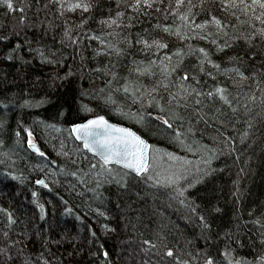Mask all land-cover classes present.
<instances>
[{
  "label": "trees",
  "instance_id": "16d2710c",
  "mask_svg": "<svg viewBox=\"0 0 264 264\" xmlns=\"http://www.w3.org/2000/svg\"><path fill=\"white\" fill-rule=\"evenodd\" d=\"M13 2L23 10L0 6V36L7 37L0 41V210H7L0 211V264H177L165 255L169 247L189 264H203L200 249L205 258L211 255L214 261L228 264L221 255L228 250L226 245L233 257L253 260L264 253L259 240L264 233V36L248 23L251 10L245 15L240 8L223 10L220 0H183L173 13L174 0H154L147 13H133L123 0L119 5L116 0H90L93 9L82 14L89 19L77 28L81 15L62 16L56 0ZM189 7L191 23L210 19L211 12L230 26L218 32L211 25H186L177 17ZM116 11L124 15L115 18ZM260 11L257 8L256 14ZM109 15L116 19L114 24L98 22ZM65 16H71L70 25ZM157 23L171 26V31L153 27ZM69 26L72 35L79 32L86 37L85 29L93 35L102 33L106 44L87 38L71 44L63 37V29ZM137 34L167 47L146 51L135 43ZM225 42L228 47L217 48ZM109 44L115 48H107ZM100 47L106 50L98 52ZM199 48L206 49L219 70L207 63L205 71L199 70ZM176 49L182 50V58L175 57ZM153 57H172L170 63L179 65L165 82L167 88L157 84L159 67L150 69L151 74L134 71ZM184 71L199 81L189 80L185 87L194 85L199 91H211L217 84L226 87L235 111L218 97H204L201 105L187 108L166 103L169 93L175 95L181 88L173 77ZM126 79L134 82L129 87L140 92H125ZM109 96L110 102L104 99ZM153 98L171 113H161ZM198 108L202 120L193 115ZM173 113L177 117L173 129L157 119ZM137 114L144 115L142 122ZM96 115L146 139L151 144L150 162L153 153L158 156L156 172L178 163L165 155L173 153L188 161L187 180L199 179L201 184L183 189L180 196L175 185L160 191L147 177L132 176L118 167H111L112 173L104 171L105 166L71 135L72 124ZM25 128L44 155L28 148ZM172 131H179L180 139L194 150L182 147L170 135ZM125 172L128 176L121 186L117 180ZM38 178L47 180L48 187H37ZM37 205H43V217ZM8 213L13 218L10 224ZM201 215L209 228L199 223ZM257 220L261 223H254ZM88 227L92 231L85 232Z\"/></svg>",
  "mask_w": 264,
  "mask_h": 264
},
{
  "label": "snow or ice",
  "instance_id": "6c2138e0",
  "mask_svg": "<svg viewBox=\"0 0 264 264\" xmlns=\"http://www.w3.org/2000/svg\"><path fill=\"white\" fill-rule=\"evenodd\" d=\"M126 7L131 9L133 13H137L139 11H144L147 13V10L153 6L154 0H131L130 3L127 2V0H123ZM117 5L121 3V0H116ZM183 0H174L175 6L172 7V12L176 13L180 6L182 5ZM0 6L5 7L8 11H22L23 8L21 7H14L13 0H0ZM94 3L90 2V0H56V8L58 12L64 16L65 13H72L76 14L79 13L81 15V18L79 19V22L75 27L79 28L83 25H85L89 19V17L83 16L82 14L85 12H90L91 9H93ZM167 7V6H166ZM220 7L227 11L229 8H240L245 15L251 10L252 16L248 20V23L251 24L253 27H256L257 32L264 36V28L258 27V24H264V0H220ZM259 8L261 11L259 14H256V9ZM191 12V7L186 9L184 12L179 13L178 19L185 21L186 25L191 23L189 20V13ZM235 15V13H233ZM124 13L122 11H116L114 14L115 18H120L123 16ZM210 16V19L202 20L200 23H191V26L193 28H204L206 25L213 26L216 31H220L221 29L228 27L230 25H227L225 22L222 21L221 18L217 17L216 15H213L211 12L208 13ZM112 15H109L106 19L102 18L99 23H104L106 25H111L116 22V19ZM21 21L24 20V17H20ZM237 19H239V16H237ZM131 20L132 17L129 16V27H131ZM71 16H65V23L70 25ZM253 21L258 22L257 24H253ZM234 27V25H231ZM153 27H160L165 32L171 31V26L169 25H161L157 23ZM179 25H176V28L179 29ZM147 31V30H145ZM86 37L81 36L79 32L76 33V35H72V27H65L63 29V37L64 39H67L70 41L71 44H76L77 40H83L85 38L89 40H98L99 44L101 46H104L106 44L105 40L101 38L103 35L102 33L100 35H93L89 30L85 29ZM179 34V33H177ZM226 35V33H224ZM257 33L254 32L253 35H256ZM208 35H211L209 33ZM180 39H184V35H179ZM203 39H207L208 36L202 37ZM7 37L0 36V41L6 40ZM251 39V37H249ZM130 42V41H129ZM136 44L142 45L144 50H148L149 48L154 47L156 51H159L160 49L166 48L167 45L161 42L160 40H148L143 37H141L139 34H137V39L135 41ZM213 44H216V41H212ZM66 47L68 45H65ZM220 47H228V44L225 42L223 45H217V48ZM107 48H115L114 45H107ZM105 47H100L98 49V52L105 51ZM117 53H122L123 50L121 49H115ZM192 51L191 49L189 50ZM198 51L200 54V62H199V70L205 71L204 65L205 63L212 65V68L214 70H219V65L215 64L211 59L208 58V53L206 49L199 48ZM111 55L112 53L109 51L108 53ZM182 50L176 49L175 57L180 59L182 58ZM8 59L12 58L11 51L7 55ZM172 57H161L160 60H157L155 57H153L152 61L149 62L146 66L140 67L137 66L134 71L136 73H145V74H151L150 69H152L154 66L159 67L160 70V80L157 81L158 85H161L165 88H167L169 85L165 83L168 80V77L172 75L174 71H176L179 67V65H172L170 63ZM165 60H168V63H164ZM143 63V62H141ZM100 69H97L99 71ZM234 71L239 75L242 79H247V77L244 76V73L241 72L239 69H234ZM209 75L211 73H208ZM112 75L115 76V73H112ZM255 75V73H253ZM177 83L181 85V88L176 94L169 93L167 97L166 103H173L175 102L177 104V107H184L187 108L190 104H196L201 105L203 102V98L207 97L209 100L213 99L214 97H218L219 101L222 102L224 105H226L229 109H232L235 111L231 100L229 98L228 89L226 87H223L219 84H217L211 91H199L194 85H188L185 87L186 84H188V81H194L195 83H199V81L196 80L194 76H189L187 71L182 72L181 74L173 77ZM133 81H130L128 79L125 80V85L122 86L123 90L125 92L134 91V92H140V89L138 87H129L130 84H133ZM189 88L191 90H189ZM152 92L156 91V88L151 89ZM175 91V90H174ZM141 95H144V93H140ZM150 94V93H149ZM106 101L110 102L111 97H105ZM181 100L184 101L183 104H181ZM154 107L160 109L161 113H165L166 111L168 113H171V109H166L164 106H162L161 100H156L153 98ZM198 112H202V108H198L193 112V115L196 116L197 120H202L204 117L203 115H197ZM138 115V122H142L144 120V115ZM149 118L152 117V113L147 114ZM177 117L175 114H171L170 116L166 117L165 115H161L157 117V119L162 121V124L167 126L168 129H173L174 125L172 121H174ZM51 127V126H50ZM71 133L75 135L77 140H81L83 142V147L88 149L89 152L94 153V155L98 156L100 161L102 162V165L104 167V171L108 173H112V168L110 167L111 164L121 165L124 169L130 170L132 173H135L136 177H140L141 174L147 177V180L152 181L154 176L152 174L153 169H156L158 166L154 161L158 159V156L153 153L151 160L153 162H150L149 157V151L151 148V145L148 144V142L143 139L140 135H138L135 131H133L130 128L122 127L113 123H110L108 120L105 119L102 115H96L92 118L87 119L86 121L82 123H75L70 126ZM188 131H191V129H188ZM24 132L27 134V144L30 148L35 149L40 155H44V153L40 152L38 148H36V145L32 141V133L25 128ZM19 135V133H17ZM170 135L174 140L179 142L182 147H186L189 151H193V147L191 144H185L183 140L180 139L181 133L179 131H172L170 132ZM198 147H206V146H198ZM158 151V150H157ZM165 155L168 157L169 161L178 162V163H172L169 164L168 167L160 169V171L155 172V184L164 186V187H170L173 185H177L181 180L185 181L184 187H190L191 184L188 183V176H189V169L185 167V165L188 163V161L183 158L176 156L173 153H165ZM205 165L209 163L208 160L204 161ZM207 173H205L206 175ZM73 176L76 175V173H72ZM128 176V173L125 172L124 176H121L117 183L121 184L123 186V181L125 177ZM196 180L193 179L192 183H195ZM36 184L43 185L44 187H48L47 184H45V181L42 179H38L35 181ZM178 195L183 196V188H178L177 190ZM33 197L36 196V193H32ZM181 203H184L183 200H181ZM41 209V217H43V205H37ZM191 207V206H190ZM7 213L6 209L0 210ZM65 211H69L68 209H65ZM191 211L195 212V208H191ZM97 212L100 215H104V213L99 212V209H97ZM7 219L9 224L12 222V216L10 213L7 214ZM199 223L201 226L205 229L209 228V223L205 216L201 215L199 217ZM254 223L260 224L261 221L257 220L254 221ZM8 225H6L7 227ZM264 227V224L261 225ZM107 227V226H103ZM259 240L261 243H264V233H262L259 236ZM11 243V241H10ZM144 244L150 245L154 247L155 245L149 241L144 240ZM104 256H107V253H103ZM165 255L168 257H174L177 264H189V261L187 259L181 261L179 256H174V251L172 248H166L165 249ZM221 255L225 256L227 259L228 264H248L246 260H241L239 257H232L231 250L228 249L227 251L221 252ZM46 264V262H45ZM203 264H214L213 257L211 255L207 256L203 259ZM252 264H264V253H261V255L254 258Z\"/></svg>",
  "mask_w": 264,
  "mask_h": 264
},
{
  "label": "bare ground",
  "instance_id": "6f19581e",
  "mask_svg": "<svg viewBox=\"0 0 264 264\" xmlns=\"http://www.w3.org/2000/svg\"><path fill=\"white\" fill-rule=\"evenodd\" d=\"M114 123V122H113ZM117 124V123H116ZM120 125V124H119ZM72 135V134H71ZM75 139V138H74ZM35 144H37V141L35 140V138H34V141H33ZM77 142V141H76ZM78 143V142H77ZM81 144V143H80ZM37 146H38V144H37ZM29 147V146H28ZM38 148H39V146H38ZM40 150H41V148H40ZM83 150L88 154V155H90V156H92V157H95V156H93L92 154H90L87 150H85L84 149V147H83ZM40 152H42V150L40 151ZM38 152L36 151V153L35 154H37ZM43 153V152H42ZM150 153H151V148H150V151H149V157L151 156L150 155ZM39 154V153H38ZM110 167H118V166H116V165H110ZM119 169H121V170H125V169H122L121 167H118ZM155 170H153L152 171V174H153V176H154V178H156L155 177ZM132 176H133V174H131ZM134 176H136V175H134ZM145 178L146 176H144L143 174H141V176L139 177V178ZM153 178V179H154ZM38 179H41V178H38ZM44 180V179H43ZM192 180L193 179H190V180H188V183H190V184H192L190 187H184V184H185V181L184 180H182V181H180L177 185H175V190H177L178 188H183V189H187V190H189V188H191V187H193V188H195L197 185L199 186L200 184H201V182L202 181H200L199 179H195L196 180V182L195 183H192ZM153 182H155V180H152ZM45 184H47L48 185V182L45 180ZM37 185V187L39 186V187H42V188H47V187H44L43 185H39V184H36ZM152 185H156L155 183H153ZM161 187V189H160V191H163V189H162V187L163 186H160V185H156V187ZM174 187V186H173ZM86 226V225H85ZM84 228H86V227H84ZM89 228V227H88ZM86 230V229H85ZM89 232V231H92V229H87L85 232ZM83 232V234H84V231H82ZM198 254H201V255H206V252L204 251V250H198ZM239 254H241V255H243V253H240L239 252ZM207 256H209V255H207ZM222 263V260L220 259V260H215L214 261V264H221ZM223 264V263H222Z\"/></svg>",
  "mask_w": 264,
  "mask_h": 264
},
{
  "label": "water",
  "instance_id": "95a60500",
  "mask_svg": "<svg viewBox=\"0 0 264 264\" xmlns=\"http://www.w3.org/2000/svg\"><path fill=\"white\" fill-rule=\"evenodd\" d=\"M105 117V116H104ZM92 118V117H91ZM105 119L106 120H108L106 117H105ZM109 121V120H108ZM110 122V121H109ZM79 123H82V122H79ZM110 123H113L112 121L110 122ZM113 124H116V123H113ZM116 125H119V124H116ZM119 126H122V127H126V128H129V127H127V126H125V125H119ZM134 131V130H133ZM72 134V133H71ZM138 134V133H137ZM139 135V134H138ZM72 136L75 138V140L80 144L81 143V145L83 146V142L81 141V140H77L76 139V137H75V135H73L72 134ZM141 136V135H140ZM142 137V136H141ZM143 138V137H142ZM144 139V138H143ZM146 140V139H145ZM147 141V140H146ZM148 142V141H147ZM35 144V143H34ZM148 144L149 145H151L149 142H148ZM36 145V148H38V146H37V144H35ZM29 149H31L33 152H36V150L35 149H33V148H30L29 147ZM39 150H40V148H38ZM85 150H87L88 151V149H86V148H84ZM41 151V150H40ZM89 152V151H88ZM90 154H92L93 156H95L99 161H100V159H99V157L98 156H96V155H94V153H92V152H89ZM101 162V161H100ZM102 163V162H101ZM111 165H116V164H111ZM116 166H118V167H121L122 169H124L121 165H116ZM126 171H128V172H130L131 174H133V175H135V173H132L130 170H128V169H125ZM42 179V178H41ZM43 180V179H42ZM45 181V180H44ZM46 183V182H45ZM40 185V184H39Z\"/></svg>",
  "mask_w": 264,
  "mask_h": 264
},
{
  "label": "rangeland",
  "instance_id": "374dc122",
  "mask_svg": "<svg viewBox=\"0 0 264 264\" xmlns=\"http://www.w3.org/2000/svg\"><path fill=\"white\" fill-rule=\"evenodd\" d=\"M31 139H32V141H34V138L33 137H31ZM29 148V147H28ZM31 150V149H30ZM32 151V150H31ZM33 152V151H32ZM33 153H36V152H33ZM38 154V153H37ZM128 172V171H127ZM129 174H131L130 172H128ZM134 176V175H133ZM42 179H44V178H42ZM45 180V179H44ZM47 181V180H46ZM225 248H228V249H230V246L229 245H226L225 246ZM199 257H201L200 258V260H202L203 261V259L205 258V255H199ZM233 257V256H232ZM237 257H239V258H241L240 256H237ZM203 258V259H202ZM241 260H246L247 262L249 261L250 263L254 260H252V259H248V258H246V257H244V258H241ZM252 264V263H251Z\"/></svg>",
  "mask_w": 264,
  "mask_h": 264
}]
</instances>
